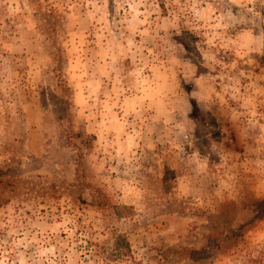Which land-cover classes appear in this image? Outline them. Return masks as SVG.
<instances>
[{
	"label": "rangeland",
	"instance_id": "374dc122",
	"mask_svg": "<svg viewBox=\"0 0 264 264\" xmlns=\"http://www.w3.org/2000/svg\"><path fill=\"white\" fill-rule=\"evenodd\" d=\"M227 19L213 0H0V264H264V56L245 63L260 37ZM208 75L199 111L228 123L189 164L168 129Z\"/></svg>",
	"mask_w": 264,
	"mask_h": 264
},
{
	"label": "clouds",
	"instance_id": "9594fccd",
	"mask_svg": "<svg viewBox=\"0 0 264 264\" xmlns=\"http://www.w3.org/2000/svg\"><path fill=\"white\" fill-rule=\"evenodd\" d=\"M213 2L222 13V16L228 18L227 21H225L226 27L244 31L249 36H251L253 32H257L260 37L256 45L242 52L241 59L243 60L244 56H248V59L244 62L252 64L254 61L251 53L255 52L264 56V17L259 16L258 13H254L252 16L240 14L238 18H233L231 15L232 6L236 5L238 0H213ZM192 59L195 60L196 58L193 56ZM196 63H199V61L196 60ZM232 67L235 68L236 65L234 64ZM214 70L215 69H213V71ZM193 73H195V68H193ZM197 84L200 86L201 92L199 94L193 92L188 97V100L196 102L198 115L189 119L188 114L193 111V103L186 101L180 121L176 122L174 119L170 120L171 127L168 129V134L174 146L179 148L180 153H184L185 146L189 148L191 155L186 154L187 162L189 164L197 163L199 165V152L203 150L207 157L210 156L217 147L216 140L213 139L214 133H218L220 136L224 135L225 126L228 123L229 109L221 105L219 115L216 113L200 112L198 102L202 98L211 99L214 95H218L216 93L217 83L211 75H208L207 77L199 78ZM220 87H223V85H220ZM64 100H67V97H65ZM46 102L49 107L53 109L65 106L63 101L58 103V101L51 96L46 97ZM70 110L69 108V111ZM221 118H223V124L219 123ZM211 120H216L218 122L215 127L210 123ZM225 139H227V137H225ZM155 163H160V161L156 160ZM197 171H199V168H197Z\"/></svg>",
	"mask_w": 264,
	"mask_h": 264
},
{
	"label": "trees",
	"instance_id": "16d2710c",
	"mask_svg": "<svg viewBox=\"0 0 264 264\" xmlns=\"http://www.w3.org/2000/svg\"><path fill=\"white\" fill-rule=\"evenodd\" d=\"M117 242H119V246L122 245V250H124L125 252L129 251V244L124 237H118Z\"/></svg>",
	"mask_w": 264,
	"mask_h": 264
}]
</instances>
